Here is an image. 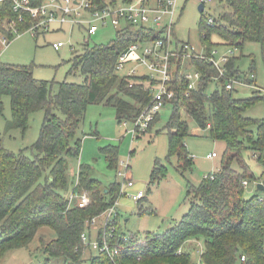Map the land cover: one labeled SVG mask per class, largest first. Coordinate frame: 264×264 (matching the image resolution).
<instances>
[{"label": "trees", "instance_id": "16d2710c", "mask_svg": "<svg viewBox=\"0 0 264 264\" xmlns=\"http://www.w3.org/2000/svg\"><path fill=\"white\" fill-rule=\"evenodd\" d=\"M42 2L31 0V5L38 6ZM220 2L228 9L225 8L219 17L213 16V24L208 23L212 16H205V10L202 12L199 34L205 56L190 58L192 68L201 73L194 90L188 89L184 59L172 58L177 64L172 85L175 96L167 104L172 106V115L166 126L168 159H177L181 174L194 167V157L185 142L191 135V124L211 140L225 143L220 168L197 186L188 182V212L164 233L126 234L116 209L106 237L112 249L122 250L113 258L109 253L101 252H89L86 257L88 248L82 235L89 231L94 218L116 205L123 195L122 185L114 183L104 188L94 177L92 167L81 165L79 185L73 189L77 193L91 194V204L86 208L71 206L63 192L70 184L69 160L79 159L81 155L83 138L78 132L88 107L95 104L114 107L116 119L122 123L134 121L152 102L151 87L155 83L148 77H121L116 65L125 50L134 43L149 42L156 36L155 31L130 26L124 33L117 32L109 44L91 47L85 42L74 52L68 73L81 77L82 83L37 81L34 66L0 60V115L4 112V97L11 98L12 119L7 128L25 132L31 116L45 112L40 136L32 146V158L25 150L17 154L7 149L0 132V261L8 252L29 248L39 230L49 227L56 233V239L43 242L41 248L48 263L55 258L63 259L65 264H264V192L257 190L256 194L247 197L243 185L245 181L264 182V118L245 115L253 106L264 103V92L255 91L250 98L238 99L235 89L226 90V79L222 78L216 89L208 94L219 74L208 61L212 50L221 46L212 42L213 36H218L222 45L236 51L242 50L246 43L259 44L264 63V0ZM11 20L17 21L18 15L13 11L12 1L7 0L0 8V31L14 41L16 37L12 31L3 30L4 22ZM30 25L27 14L26 23L20 24L19 28L25 33ZM172 33L177 45H182L175 29ZM237 59L235 55L227 64L228 78L256 85L255 60L250 71L255 77L251 78L240 74ZM159 117L158 114L148 131ZM102 152L109 167L118 169V148L108 146ZM249 152L263 168L258 179L247 163L245 154ZM235 164L239 169L234 168ZM164 168L160 161L155 162L149 192L165 177ZM144 212L142 210L140 214ZM103 235L100 232L99 241L103 240ZM196 237L204 239L198 262L192 260L187 247ZM242 257H246L245 262L241 261Z\"/></svg>", "mask_w": 264, "mask_h": 264}, {"label": "rangeland", "instance_id": "374dc122", "mask_svg": "<svg viewBox=\"0 0 264 264\" xmlns=\"http://www.w3.org/2000/svg\"><path fill=\"white\" fill-rule=\"evenodd\" d=\"M200 4V0H178L179 12L174 26L179 41L188 44L189 52L197 55L205 53L199 34V25L202 19V13L199 11ZM225 8V4H222L220 0H215L206 5L205 16L219 17ZM116 33L117 30L112 26H107L101 28L97 34L90 36L87 33L86 25L76 28L64 25L62 29H55L37 38L26 33L16 37L8 47L0 44L1 61L20 66H34V77L37 81L82 83L81 77L68 75L74 52L79 51L85 42H89L91 47L109 44L116 38ZM59 41L65 42L66 45L57 51L54 49L53 43ZM212 42L221 45L217 49L220 55L231 49V47L222 45V40L216 35L212 37ZM235 55L238 57L236 67L243 76H251L250 71L253 60H255L257 85L258 88H261L257 89L238 82L234 85L235 97L247 99L255 91L264 92V63L260 45L246 43L242 50L235 52ZM134 65L131 60L128 67ZM183 69L193 72L189 58L184 61ZM123 73L120 72L119 75L121 76ZM216 86L217 82L214 81L208 94L212 93ZM56 90L57 87H55ZM3 101L5 107L3 114L0 115V132L5 147L17 154L25 150V154L32 158L34 156L32 146L40 136L45 112L39 111L33 114L25 132L18 128L10 130L7 128V123L12 119L11 98L5 96ZM171 115L172 106L166 105L160 111V117L152 130L135 138L131 133L134 128L132 120L119 123L114 107L106 104L90 105L85 121L78 132V136L83 138L81 155L79 159L69 160L70 184L69 189L63 194L69 197L73 191V185L77 182L81 165L91 166L94 170V177L101 181L104 188H109L114 183H120L123 186L125 178L120 177L118 173L119 171L125 172L128 166L129 177L132 178L135 187L124 189V194L117 202L119 222L123 231L126 234L144 235L146 232L164 233L173 225L175 226L190 207V199L187 198L188 182L197 186L205 177L217 172L226 146L223 142L212 141L206 133L201 136L192 134L197 127L191 124V135L186 138L185 142L189 153L194 157V167L191 171L181 174L177 169V159H168L169 145L166 126ZM245 115L254 119L264 118V103L253 106ZM108 146H115L119 150L118 169L109 167L108 160L102 152V149ZM213 153H217L218 157L209 159L207 156ZM245 157L255 177L257 179L261 177L263 168L253 153L249 152L245 154ZM156 161H160L161 165L165 167V177L149 192L148 184ZM234 168L239 169V166L235 164ZM256 188L255 182H250L249 187L245 190V195L253 196L257 193ZM138 192H142L145 196L141 202L130 197ZM72 205H76V200H72ZM142 210L145 212L140 214ZM105 217L106 215H101L97 219L95 227L93 225L90 227L92 229L99 228ZM95 231H93L92 240L95 238ZM54 239H56V233L49 227H43L29 248L8 252L0 264H65L63 259L55 258H52L48 263L46 255L41 250L43 242L47 243ZM203 245L202 237L193 238L188 242L187 247L194 262L199 261ZM89 252L91 251L86 249V257L90 255Z\"/></svg>", "mask_w": 264, "mask_h": 264}, {"label": "built area", "instance_id": "2783aa9c", "mask_svg": "<svg viewBox=\"0 0 264 264\" xmlns=\"http://www.w3.org/2000/svg\"><path fill=\"white\" fill-rule=\"evenodd\" d=\"M7 0H0V8ZM13 11L18 15V20L4 22L3 30H11L15 37H20L26 33L31 34L34 38L49 33L55 29H62L64 25H70L72 28L86 25L87 33L92 36L98 33L101 28L112 26L117 32L124 33L130 26L137 28L154 30L156 36L149 42H137L132 44L125 50L118 59L116 71L118 74L124 72L121 77H148L154 86L151 87L153 100L146 107L140 116L133 121L134 128L131 133L136 138L142 133H146L155 121L156 116L160 111L172 100L175 96L174 73L177 69V64L172 62L174 57H182L183 59L200 57L205 55H197L190 53L189 46L177 45L173 38V29L178 10V0H43L42 4L32 6L31 0H11ZM214 0H200L206 8L207 4L213 3ZM27 14L30 16V28L22 33L19 25L25 24ZM209 24L214 23V18L210 17ZM157 37V38H156ZM12 42L10 38L0 31V44L8 47ZM66 43L59 41L53 43L55 50L59 51ZM236 49H230L224 54L219 53L217 48L213 49L211 55L208 56V61L213 64L218 76L213 81L220 82L222 78L225 80L226 90L234 89L236 83L249 85L243 81L227 76V64L235 55ZM1 53V52H0ZM133 61L134 66L128 67L130 61ZM185 78L189 81L188 89L194 90L201 79L199 71H185ZM251 75V78H254ZM132 86V85H131ZM189 96V95H187ZM126 124V123H125ZM216 153L208 155V158L214 159ZM119 176L125 178L122 186L123 190L131 188L135 185L131 177H129V167L126 171H119ZM214 179V178H212ZM263 184L264 182H260ZM79 185V179L74 186ZM248 187L249 183H243ZM144 197L142 192L132 195L133 200L139 201ZM70 204L72 200H76V207L86 208L91 204L90 194L87 192L77 193L74 191L69 195ZM116 205L106 212L104 224V238L102 241H91L88 237V232L82 235V239L91 252L109 253L111 258L118 255L121 248H113L107 240L108 228L116 213ZM96 222L93 219L92 225ZM110 229V228H109ZM114 231V229L112 230ZM242 262L246 261V257L241 258Z\"/></svg>", "mask_w": 264, "mask_h": 264}, {"label": "crops", "instance_id": "0c3cea01", "mask_svg": "<svg viewBox=\"0 0 264 264\" xmlns=\"http://www.w3.org/2000/svg\"><path fill=\"white\" fill-rule=\"evenodd\" d=\"M205 7V6H204ZM206 9V8H205ZM204 9V10H205ZM218 49V48H217ZM203 55H205V53L203 54ZM235 56V55H234ZM186 59H188V58H186ZM186 59H184V61L186 60ZM190 59V58H189ZM0 60H1V53H0ZM193 69V71H197V70H195L194 68H192ZM186 71H188V69H186ZM250 86H252V87H254V88H257V89H261V88H258L259 86L257 85V82H256V85H250ZM159 115H160V113H159ZM152 130V129H151ZM151 130H149V131H151ZM148 131V132H149ZM195 132H192V134H194V135H197V136H201V134H203L204 132L200 129V128H196L195 130H194ZM148 132H146V133H148ZM146 133H142V134H146ZM213 141V140H212ZM214 142H217V141H214ZM217 154V153H216ZM193 157V156H192ZM208 157V156H207ZM217 157H218V154H217ZM216 157V158H217ZM210 159V158H209ZM215 159V158H214ZM130 173V172H129ZM132 179V178H131ZM261 181H257L255 184H256V191L258 190V185H259V183H260ZM135 187V185L133 186V187H131V188H128V189H132V188H134ZM248 187H249V185H248ZM247 188V187H246ZM122 189L123 188H121V191H122ZM139 193V192H138ZM130 197H132V196H130ZM145 199V196H144V198L143 199H140L138 202H141L142 200H144ZM116 209H117V207H116ZM117 213H118V210H117ZM99 218V217H98ZM98 218H96V222H95V224L93 225L94 227H95V225H96V223H97V219ZM104 224H105V220L103 221V223H102V225L101 226H99V228H97V229H92V228H90L89 229V231H88V237H89V240H91V241H95V240H98V237H99V234H100V232H104ZM92 226V227H93ZM96 230V231H95ZM93 231H95L96 232V234H95V238H94V240H92V235L94 234V232ZM90 234H91V236H90Z\"/></svg>", "mask_w": 264, "mask_h": 264}, {"label": "water", "instance_id": "95a60500", "mask_svg": "<svg viewBox=\"0 0 264 264\" xmlns=\"http://www.w3.org/2000/svg\"><path fill=\"white\" fill-rule=\"evenodd\" d=\"M204 9H205L204 5L203 4H200L199 11L202 13V12H204ZM258 190L264 192V185L263 184H259L258 185Z\"/></svg>", "mask_w": 264, "mask_h": 264}]
</instances>
